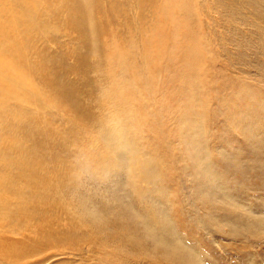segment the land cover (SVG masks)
<instances>
[{"label": "rangeland", "instance_id": "rangeland-1", "mask_svg": "<svg viewBox=\"0 0 264 264\" xmlns=\"http://www.w3.org/2000/svg\"><path fill=\"white\" fill-rule=\"evenodd\" d=\"M43 1L37 2L35 33L21 24L18 35H32L26 75L34 91L49 99L23 104L9 100L16 123H0V177L12 182L24 175L53 189L19 184L9 194L0 184V264H177L138 234L133 239L131 227L128 241L114 238L124 222L119 207L125 204L142 216L149 201L158 221L166 222L167 229L160 232L181 247L185 264H264V0H189L205 57L188 84L173 79L181 72L175 52L180 31H172V43L161 42L170 57L157 90L150 97L132 96L141 99L147 121L142 133L130 137L150 170L145 181L138 168L127 167L131 165L123 155L107 160L100 143L90 144V120L118 116L112 109L118 99L112 98V107L104 110L97 105L109 65L98 63L84 44L85 21L78 26L66 7L56 9ZM111 1L121 2L133 31L152 34L144 26L156 21L149 5L139 9L137 0H98V5L106 9ZM120 16L114 21L97 15V22L110 25L99 39L103 45L117 44L111 29L127 35ZM11 20H17L16 12ZM59 89L66 93L67 104L61 105ZM163 98L166 107H158ZM132 107L141 119L139 104ZM179 118L188 120L186 130L178 131ZM78 123L82 126L76 131ZM91 154L107 161L100 171L88 162ZM79 162L89 170L80 172L76 194L74 185L65 181L66 171ZM75 194L93 204L97 222H106L100 233L74 222L79 218L77 207L73 209ZM26 201L29 206L23 209L17 203ZM33 205L49 207L43 216L48 227H41Z\"/></svg>", "mask_w": 264, "mask_h": 264}, {"label": "bare ground", "instance_id": "bare-ground-1", "mask_svg": "<svg viewBox=\"0 0 264 264\" xmlns=\"http://www.w3.org/2000/svg\"><path fill=\"white\" fill-rule=\"evenodd\" d=\"M37 2L38 0H0V123L6 119H15V115L17 113L12 112V109L9 106V100L11 98L19 99L21 104L31 102L33 99H38L45 102H47L49 99H47L44 94H41L42 92L39 95V93L34 91V86L31 84L29 78L26 75V56L31 48L30 44L32 35H29V37H24V35L19 36L20 33L18 29L21 24L26 25L27 28L31 29V31L33 30V32L35 29H37V25L34 26L35 23H33L35 22L34 19L38 16ZM120 3V1H111L110 5L107 6L106 9H102L98 5V0H82L81 3L80 0L43 1V4L54 6L56 9H62L66 7L70 18L75 22L73 23L77 24L78 26L80 21H85L86 26L82 28L83 34L85 36L84 44L86 47H88L90 53L95 55L98 63L109 65L108 71L105 73V77L107 79L106 86L101 92L99 100L97 101V105L99 109L104 110L106 107H108L110 104H108V102H110L112 98L118 99L120 101L119 104L115 106L113 105V107L110 106L111 104L109 105L112 107L113 111L117 112L116 114H118V116L109 117L105 114L103 116H99L98 118L96 117V120L95 117H93L89 122V125H92L94 129V135L90 136V144L93 145L95 143H100L103 148L101 146L100 147L105 153L101 150H99V152L101 151L100 153L103 152V154H106L105 159L107 160H109V158L110 160H115L116 157L118 158V156L123 155L124 162L126 161L128 165H131V167H127L138 168L137 170L139 171L137 175L140 179L145 181L149 178L150 170L146 167L147 162L141 158L140 155H138L136 147L133 146L130 137L139 132L146 116L143 107L140 105L141 99H133L132 96L137 94L140 98L150 97L157 90L159 84L158 77L162 72H164V63L166 64L170 57V53L167 51L166 46L162 45L161 42L164 43L168 39V42L172 43V41L169 39V36L172 35V31L175 33L180 31L181 36V39L179 40V47L177 50H175L176 54L179 56V62L182 64L180 65L181 72H176V70L174 71L177 73L174 74V82L176 81L178 84L185 85V83H187L190 79V73L195 71L197 72L200 69L202 61L205 57V53L200 48V42H202V39L195 28L196 24L194 21H192L195 17V12L190 7L189 0H137V6L139 9H144V7L149 5L152 8L150 9L151 12L153 11L152 14L155 15V22L150 25L143 24L145 28H148V31L152 32L150 36H143L142 30H140V35L139 30H132L131 22L125 16L124 10L120 9L122 8ZM15 12L17 13V20L12 21L11 18ZM99 13L106 15L107 19L110 16V20L114 21H117V15L121 14L122 18L120 16V24L122 25L121 27L127 31V37H121L114 29V31L111 29L109 33L110 35L115 34L117 36V44H114V46H107L100 43L99 39L104 34V26H106V24L109 22V19L106 20L104 18V20L108 21L107 23L104 21L106 23L105 25L98 20V22L101 23L99 24L96 19ZM139 28L142 29L141 27ZM22 34H24V32ZM135 36H137L136 39ZM57 92L58 97L62 101L61 105L67 104L65 102L66 93L60 89ZM191 96L192 95L188 97ZM130 100L132 103L139 104L141 119H139V117L133 111ZM167 101V99L163 98L160 103H158V105H160L163 102L162 106L158 107H166ZM199 107H201L200 104ZM199 114L201 113L199 112ZM200 119L201 118H199V116H196L197 121H200ZM17 121L21 125L24 124V120L22 118L17 119ZM15 123L16 119L12 125ZM181 123L182 124L180 125V128L178 127V131L183 128L186 130L188 128V120L183 119V121L181 120ZM77 125L78 126L75 128L76 131L80 130L82 126H80L79 123ZM123 133H125V135H122ZM139 133L142 132L140 131ZM156 134L158 135V130ZM189 141L191 142V138ZM185 142H187V140ZM93 155L94 154H91L92 157L88 160V162L91 160L94 163V170L100 171L106 160H100L101 158L97 159ZM88 170V165L85 162H79L66 171L67 180L65 182H68V185H74L75 193L79 188L78 177L81 175L80 172ZM203 176L204 179L207 178L205 175ZM0 184L4 187V189L6 187V191L9 194L14 193L13 185L19 184L31 188L33 186L39 185L41 187L45 186L48 191H52L53 189L49 187L46 182L36 184L35 182L30 181L24 175L13 178L12 182L7 177H0ZM74 197V203H77V206H73V209L77 207V213L79 216V218H76L74 222L77 221L79 223L88 224L97 230V234L100 233L106 225V222H97L96 217H98V213L91 209L93 205L92 203L89 205L88 202L86 200H82L81 198L83 197H80L79 195ZM13 198L15 199L14 196ZM1 203L2 202L0 201V204ZM17 203L22 209L29 206V202L27 201L25 204L21 202ZM17 203L14 202L15 207H17ZM147 203H150V206H148V208L145 210L146 215L143 214L142 216H139L135 212L133 214V212L129 211V209L125 207V204H122L123 206L121 205L119 207L122 208V210L120 209L119 211V215L121 216V219L124 220V222L120 227V230L115 233V237L112 233L113 237L117 238L119 241L121 239L127 240L131 227V229H133L132 231L134 232L131 233L133 235V239L134 235L138 234L146 241L150 242L151 246L160 254H162L165 260L170 261L172 259L174 262L176 259L178 261L177 264H185L181 247L175 244L173 240H170V244V242H168L169 240H166L164 235H162L160 232L162 229H167V225L165 224L166 222H159L157 219L158 217H156L158 214H156L155 209L152 210L151 208V206H153V202L151 203L149 201ZM104 206L105 207L103 209H107L105 204ZM34 208L36 209L35 214L40 220L41 227H48L49 221L43 216L46 209L49 207L37 205L34 206ZM124 225L126 226L124 227Z\"/></svg>", "mask_w": 264, "mask_h": 264}]
</instances>
